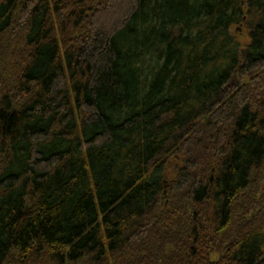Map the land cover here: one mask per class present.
Returning a JSON list of instances; mask_svg holds the SVG:
<instances>
[{"label":"trees","instance_id":"1","mask_svg":"<svg viewBox=\"0 0 264 264\" xmlns=\"http://www.w3.org/2000/svg\"><path fill=\"white\" fill-rule=\"evenodd\" d=\"M0 264H264V0H0Z\"/></svg>","mask_w":264,"mask_h":264},{"label":"rangeland","instance_id":"2","mask_svg":"<svg viewBox=\"0 0 264 264\" xmlns=\"http://www.w3.org/2000/svg\"><path fill=\"white\" fill-rule=\"evenodd\" d=\"M232 32H234L235 37L237 38L238 41H240L241 43H245L246 42V33L241 28V25L234 26L232 28ZM232 80L235 81V76H234V78ZM234 81H232V82H234Z\"/></svg>","mask_w":264,"mask_h":264}]
</instances>
